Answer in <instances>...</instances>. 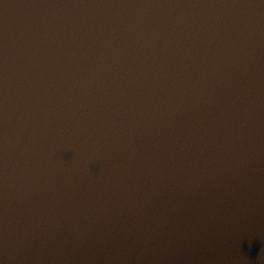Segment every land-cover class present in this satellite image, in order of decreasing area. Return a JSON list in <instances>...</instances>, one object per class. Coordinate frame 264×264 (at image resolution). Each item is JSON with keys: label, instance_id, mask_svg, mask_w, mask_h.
<instances>
[{"label": "water", "instance_id": "95a60500", "mask_svg": "<svg viewBox=\"0 0 264 264\" xmlns=\"http://www.w3.org/2000/svg\"><path fill=\"white\" fill-rule=\"evenodd\" d=\"M0 264H264V0H0Z\"/></svg>", "mask_w": 264, "mask_h": 264}]
</instances>
